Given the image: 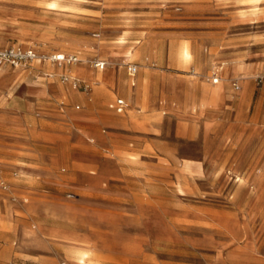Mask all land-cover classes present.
<instances>
[{"label":"rangeland","instance_id":"374dc122","mask_svg":"<svg viewBox=\"0 0 264 264\" xmlns=\"http://www.w3.org/2000/svg\"><path fill=\"white\" fill-rule=\"evenodd\" d=\"M8 46L39 55L0 65L13 264L49 253L44 220L61 231L57 264H264V0H0ZM58 53L79 62L47 58ZM10 140L23 160L9 161Z\"/></svg>","mask_w":264,"mask_h":264},{"label":"crops","instance_id":"0c3cea01","mask_svg":"<svg viewBox=\"0 0 264 264\" xmlns=\"http://www.w3.org/2000/svg\"><path fill=\"white\" fill-rule=\"evenodd\" d=\"M120 43H122V42H120ZM186 45H188V44H186ZM137 50H138V53H137ZM139 53H140V49L139 48L136 49V46L128 47L124 51V54H125V57H126L127 60H131L132 57L138 56ZM72 55H75V54H72ZM178 57H181V58L183 57V48H179V50H178ZM185 59L188 60L187 58H185ZM127 70H128V66H127ZM77 73L79 75L85 76L88 79H93V80L98 79V77H96V75L93 72V70H91L89 68H84V67H81L80 66L79 68H77ZM128 73L133 78L132 85H136V81L134 79H135L136 75L139 73V71L137 72L136 75H131L130 72H129V70H128ZM146 75L147 76H151L150 73H148V74L146 73L145 76ZM110 77H111L110 74H108V75L106 74L105 75V73H104L102 75V77H101V80L103 82L109 81L110 80ZM103 91L104 92H102V93L105 95V89ZM219 91H221L220 88H219L217 94H219ZM214 94H215V92H214ZM117 100L115 102H113L111 104V106L114 107L119 113L125 112L126 109H127L128 104L126 103L127 106L124 108V110L119 111L116 108V106H113V104H116ZM14 122H15V119L13 117H10V116L6 117V116H2L0 114V128H1V130H2L3 127H8V128L11 127ZM8 144H10L12 146L11 147V150H10L11 157L9 158V161L11 163H14L18 159L23 160L24 152H22V154L19 153V150L17 149V147H15V146H18V145L15 142H12V141L9 142ZM4 205H5V211H7L6 204H4ZM40 231H42V236L38 240L39 241V244H40L39 246H41L46 251H49V253H44V254L41 255L40 258L39 257H35L34 259L31 258V257L35 253H33L31 249L30 250H27V251H23V253H25V255H27L26 256L27 258H31L35 262H39L40 259H41L40 264H57L58 263V260H57V257L54 255V253L57 251L58 246H60L61 243H62V239L63 238L61 236V231L59 229H57L56 226H54V225L52 226L51 224L47 223L45 220L41 224V230ZM1 232L2 231H1V226H0V233ZM69 240L71 242L70 243L71 245L69 246L70 247L69 250L72 249L71 250L72 252H74V251L77 252V248L78 247H76L75 244H76V242L78 240L76 238H73V237L69 238ZM15 252L18 253L17 251H14V253ZM11 253H12V250H11L10 242L9 241H5L4 243H1L0 242V264H13L12 261L10 260Z\"/></svg>","mask_w":264,"mask_h":264},{"label":"built area","instance_id":"2783aa9c","mask_svg":"<svg viewBox=\"0 0 264 264\" xmlns=\"http://www.w3.org/2000/svg\"><path fill=\"white\" fill-rule=\"evenodd\" d=\"M38 53L32 49H25L20 46H8L0 47V65H11L14 67L26 66L38 59ZM50 60L59 62L60 64H73L79 62V57L77 55H67V54H52L49 57ZM94 66L100 69H104L107 66V61L96 60ZM128 70L131 75H136L139 71V66L136 63H129ZM64 81L70 82L75 88H87V85H83L77 78L71 74H64L62 76ZM264 81V74L260 77ZM217 81V80H216ZM237 87H239L237 85ZM119 111L124 110L127 106L126 102L123 99H118L116 104H113ZM1 185L4 189H8V184L5 181L1 182ZM74 196L69 194V197ZM61 264H68L66 261H63Z\"/></svg>","mask_w":264,"mask_h":264},{"label":"bare ground","instance_id":"6f19581e","mask_svg":"<svg viewBox=\"0 0 264 264\" xmlns=\"http://www.w3.org/2000/svg\"><path fill=\"white\" fill-rule=\"evenodd\" d=\"M190 55H191V53H190V48H189V46L188 45H186L184 48H183V56L185 57V58H187V59H189V57H190ZM214 92H215V94H217V90L215 89L214 90ZM73 241V240H72ZM72 250V249H71ZM70 250V251H71ZM75 252V251H74ZM77 252H78V250H77ZM81 252V251H80ZM87 254V253H86ZM84 255V254H83ZM83 255H81V257L83 258V257H85V256H83Z\"/></svg>","mask_w":264,"mask_h":264}]
</instances>
